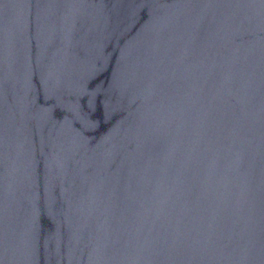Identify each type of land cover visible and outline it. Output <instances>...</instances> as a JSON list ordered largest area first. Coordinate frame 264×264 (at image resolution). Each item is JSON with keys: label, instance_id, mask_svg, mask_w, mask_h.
<instances>
[{"label": "water", "instance_id": "obj_1", "mask_svg": "<svg viewBox=\"0 0 264 264\" xmlns=\"http://www.w3.org/2000/svg\"><path fill=\"white\" fill-rule=\"evenodd\" d=\"M0 264H264V0H0Z\"/></svg>", "mask_w": 264, "mask_h": 264}]
</instances>
